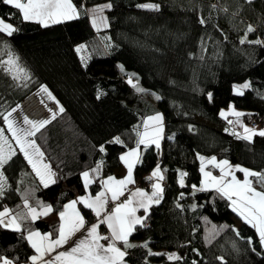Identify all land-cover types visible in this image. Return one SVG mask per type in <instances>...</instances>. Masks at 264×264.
Returning a JSON list of instances; mask_svg holds the SVG:
<instances>
[{
	"label": "trees",
	"instance_id": "16d2710c",
	"mask_svg": "<svg viewBox=\"0 0 264 264\" xmlns=\"http://www.w3.org/2000/svg\"><path fill=\"white\" fill-rule=\"evenodd\" d=\"M72 2L78 18L44 27L24 21L0 0V18L18 29L12 36L0 33V126L15 152L1 166L5 187L0 211L8 207L17 214L25 209V199L32 207L52 206L48 215L23 221L18 231L0 224V257L13 264L30 261L35 254L27 239L31 231L57 237L66 203L86 192L96 195L103 178L122 165V154L137 146L144 119L161 111L162 146L139 145L134 174L144 182L159 167L163 198L131 232L126 264H264L256 228L233 210L231 200L215 188H193L202 182L200 157L227 159L264 173V137H238L226 131L232 116H221L233 104L246 111L247 121L264 125V0ZM102 2L111 5L106 9L108 49L87 9ZM145 4L159 8L140 7ZM249 26L254 31L248 32ZM82 44L86 49L78 53ZM10 56L14 65L8 64ZM128 78H138L158 95L157 101L143 97ZM247 81L250 86L235 94L234 85ZM37 94L56 114L32 137L54 173L55 183L47 187L4 120L21 105L38 116L33 113ZM116 137L122 143H115ZM98 162L101 176L85 187L82 173ZM207 169L217 172L211 165ZM181 173H187L183 186ZM251 179L264 191V184ZM81 210L88 223L95 221L90 208L81 205ZM169 252H177L179 259L169 260Z\"/></svg>",
	"mask_w": 264,
	"mask_h": 264
},
{
	"label": "snow or ice",
	"instance_id": "6c2138e0",
	"mask_svg": "<svg viewBox=\"0 0 264 264\" xmlns=\"http://www.w3.org/2000/svg\"><path fill=\"white\" fill-rule=\"evenodd\" d=\"M3 3L13 6L22 15L24 21H35L40 23L42 26L47 27L50 24H57L63 21L72 20L78 18V11L76 6L73 4L72 0H3ZM105 7H111V5H106ZM143 8L158 9L159 5L155 4H145L140 5ZM95 19H93V25L95 26ZM203 23V21H201ZM18 29L15 28L11 23L5 22L3 18H0V33H5L8 36H12L13 33L17 32ZM254 29L249 26L248 32H252ZM242 43L244 41H241ZM255 43H261L257 40ZM86 49V45H79L76 48L78 53L83 52ZM85 56H81V60L84 61ZM16 61L9 58L8 64L14 65ZM129 83H132L129 79ZM135 87V85H134ZM243 88H248L249 85L245 83ZM41 91L47 92L46 87H42ZM137 91H144L143 89L137 88ZM242 94V93H240ZM51 99V93H48ZM15 111V109L13 110ZM60 112H63V107L59 108ZM232 115L236 117H241L245 113L236 112L232 110ZM53 119L55 118V113L52 114ZM226 114L222 111L221 116ZM11 113L4 117L5 123L8 125V131L12 132L16 143L20 147V151L23 152L25 158L31 164L33 170L36 172L37 176L40 177L41 182L45 187L49 183H55L52 179L54 173L51 172L50 166L43 163V153L40 151L39 146L36 144L35 140L29 139V137L35 136L36 132L40 131L46 124L50 121L43 120L39 122H34L27 120L25 118L24 123L30 124V129H16L13 122L9 119ZM162 116L157 113L155 116H150L144 121V132L139 133L140 139L137 143V148L130 150L120 159L127 165L128 175L122 180H115L114 177H108L107 180L103 181V185L107 192L111 193V199L113 201L118 200L120 196L123 195L125 186L129 183H133L132 179V168L134 163L139 161L138 148L139 145L143 144L147 146L148 144H156L159 147L160 133L162 132ZM239 123V120L237 121ZM232 123V121H229ZM227 131V129H226ZM243 139L251 140L254 135H259L264 137V130L256 131L248 127H244ZM4 129H0V166H2L8 159L11 158L15 152L8 147L7 138L3 135ZM115 143H122L119 137L115 138ZM101 147V151H103ZM201 168L200 171L203 173L204 179L202 180L201 188L196 189L193 185L194 190L206 191L209 188H215L218 193L222 196L227 197L231 200L233 205V210L238 213V215L244 219L245 222L251 224L256 228L260 243L264 246V191H258L253 187L252 179L256 178L261 184H264V173L254 172L246 168H241L239 165L233 166L229 164L227 160L216 161L215 157H212L206 161L207 164H211L214 167L220 169V176H213L211 172L205 171V158L200 157ZM93 172H99V165ZM235 171H241L244 173V180H238L234 174ZM89 172L85 171L82 173L84 179L85 187L88 186L92 181L89 178ZM187 173L180 174L179 183L181 186L184 184V177ZM152 177H158L162 180L164 177L160 172L159 167L155 169L152 173ZM152 177H149L151 179ZM230 177V179H228ZM4 178L0 174V195H3V190L5 184L3 182ZM153 192L149 196L144 190L137 189L131 194V197H139V207L147 209L151 203H159L162 198L163 188L157 182L152 185ZM235 197V199H233ZM80 202L83 203L85 207L92 209L95 214L99 217L101 212L105 210V205L107 203L106 193L100 192L93 199L91 197H79L77 200L71 201L68 205H65V212L60 213L61 224L58 229V236L52 239L50 233L41 234L38 231L29 232L27 239L30 242L32 248L35 249L38 255L30 257L32 264H36V261L42 259L45 253L54 251L56 248L66 244L69 239L80 229L84 228L85 221L80 213L76 210V204ZM40 203V202H38ZM133 203L132 198H129L122 204H117L115 209L112 210L111 214L106 215L101 223H107L108 228L111 230V238L113 240L124 241L125 245H128V236L134 229V226L142 223V218L135 215L136 208L131 207ZM24 208L27 210L25 214H17L12 216L8 221L6 226L14 227L17 231L20 230V224L17 222L20 219H31L36 220L40 216H46L52 211L51 205L40 204V211L29 205L27 199L24 201ZM72 209L71 215L68 214L67 210ZM11 210L5 208L0 212V224H4L5 220L10 216ZM99 224H93L88 230L87 235L84 239H81L72 247L69 251H62L57 253L53 261H46L45 264H118L121 261L125 253L115 246L114 243H109L107 247L100 243V240H107L109 237L100 236L97 229ZM146 246V245H145ZM158 255V254H157ZM169 260L179 259L175 254H170L168 256ZM222 259V258H220ZM0 264H13V261L6 257H0Z\"/></svg>",
	"mask_w": 264,
	"mask_h": 264
},
{
	"label": "rangeland",
	"instance_id": "374dc122",
	"mask_svg": "<svg viewBox=\"0 0 264 264\" xmlns=\"http://www.w3.org/2000/svg\"><path fill=\"white\" fill-rule=\"evenodd\" d=\"M106 5H110V3L109 2H102V3H98V4H95V5H91V6H89L87 9H88V12H89V16H90V20H91V22H92V25H93V19H95V21H96V23H95V26H94V28L96 29V31H98V33H99V36H100V39H101V41H102V43L105 45V47L108 49L111 45H110V43H109V39H108V34H106L105 33V30H106V28L108 27V20H107V15H106V9L108 8V7H105ZM78 11V10H77ZM5 22H7V21H5ZM7 23H9V22H7ZM108 35V36H107ZM129 79H131V81H132V85L134 86L135 85V88H136V90H137V88H140V89H143L144 91H139L141 94H143V97H145V98H147V99H149V100H151V101H153V102H156L157 101V98H158V95L156 94V93H154V92H151V91H149V90H147L146 88H144L142 85H141V83L139 82V80H138V78H128V80ZM245 83H247L249 86H250V83H249V81H247V82H245ZM245 83H236L235 85H234V87H233V91H234V93L235 94H240V93H242L246 88H243L242 86L245 84ZM42 89V88H41ZM41 91V90H40ZM43 92V91H42ZM43 93H46V92H43ZM38 99V106H41L43 109H44V112L45 111H47V112H49L48 114H49V116H47V117H38V116H41V115H38V116H31V115H29L28 114V112H26L25 111V109H24V105H21V106H18V107H16L15 108V111H13V110H11L10 112H8V113H6V115L5 116H8V114L9 113H11V116H9V119L13 122V125H14V127L16 128V129H30L31 128V125L30 124H26V123H24V120H25V118H27V120H30V121H34V122H39V121H43V120H48L49 121V119L53 116L52 114L54 113L53 111H51L49 108H48V106H47V104L46 103H44L42 100H41V98L39 97V95L37 94V96H36ZM37 110V107L34 109V111H33V113H35V111ZM232 110H234V111H236V112H241V113H245L246 111H244V110H241V109H237L233 104H231L228 108H224L222 111L226 114L224 117H228L229 115H231L232 117H229L227 120H228V128H227V130L228 131H231V132H233L236 136H238V137H243V136H245L246 135V133L244 132V127L246 126V127H248V128H251V129H255L257 132L258 131H260V130H264V125L263 124H259V125H257V126H253V125H251V123L249 122V121H247L246 119H245V117H244V115L243 116H241V117H236V116H234V115H232L231 114V112H232ZM157 114V112H155V113H153V114H150V115H148L147 117H146V119L148 118V117H150V116H155ZM145 119V120H146ZM144 120V121H145ZM239 120V123L237 122ZM229 121H232V123H229ZM5 125H6V128H7V131H8V125L5 123ZM162 128H163V130H162V132L160 133V139H159V147H161L162 146V142H163V140H164V138H165V135H164V125L162 124ZM0 129H2L1 128V126H0ZM144 122H143V129H142V131H141V133H143L144 132ZM8 133H9V136L10 137H12V139L15 141V138L13 137V134H12V132H10V131H8ZM3 135H4V137H6L7 138V145H6V147H5V150L7 151L8 150V147H10L12 150H13V148H12V145H11V142H10V139H9V137L7 136V134L4 132L3 133ZM255 137V135L252 137V139ZM29 139H33L32 137H29ZM251 139V140H252ZM3 141H0V143H2ZM15 143H16V141H15ZM17 144V143H16ZM150 145V144H149ZM156 145V144H155ZM17 146L19 147V145L17 144ZM136 147L137 146H135V147H132V148H129L127 151H129V150H131V149H136ZM20 148V147H19ZM210 158H212V157H210ZM210 158H205V164H206V167H205V169L207 168V166L208 165H211V164H207L206 163V161L208 160V159H210ZM216 158V161L217 162H219V161H223V160H227V159H218L217 157H215ZM228 161V160H227ZM229 162V164L230 165H232L233 166V169H235V166H237V165H239V164H234V163H231L230 161H228ZM43 163H45V164H48L45 160H44V158H43ZM49 165V164H48ZM98 165H99V172L97 173V172H93L92 170L93 169H96L97 167H98ZM101 165H102V163L101 162H98V164L96 165V166H94L90 171H87V172H89V178L90 179H92V177H93V179L95 180V178H97V177H99V176H101V172H102V167H101ZM241 168H246V167H244V166H242V165H239ZM214 167V166H213ZM215 168H217V167H215ZM155 169H157V167H155L151 172L153 173V171L155 170ZM217 169H219V168H217ZM246 169H248V168H246ZM50 170H51V167H50ZM249 170H251V169H249ZM212 171V170H211ZM219 171H220V169H219ZM219 171L217 172V174H219ZM251 171H254V170H251ZM0 172H1V166H0ZM51 172H53L52 170H51ZM150 172V173H151ZM255 172V171H254ZM212 173L213 174H215V172L214 171H212ZM234 174L236 175H238V171H235L234 172ZM157 180H159L158 179V177H155ZM229 179H230V177H229ZM84 180V179H83ZM93 180V181H94ZM160 182V181H159ZM233 199H235V197H233ZM8 208V207H7ZM9 209V208H8ZM3 210H1L0 212H2ZM12 216H15L14 214H10V216L5 220V223H6V225L8 224V221L11 219V217ZM238 225H239V223H238ZM20 227H21V224H20ZM10 228H13V229H15L14 227H10ZM170 254H175L176 256H178L179 257V254L177 253V252H169L168 253V256L170 255Z\"/></svg>",
	"mask_w": 264,
	"mask_h": 264
},
{
	"label": "crops",
	"instance_id": "0c3cea01",
	"mask_svg": "<svg viewBox=\"0 0 264 264\" xmlns=\"http://www.w3.org/2000/svg\"><path fill=\"white\" fill-rule=\"evenodd\" d=\"M157 113L161 114V116H162V118H163V119H162V124L164 125V115H163V113H162L161 111H157ZM145 119H146V118H145ZM145 119H144V120H145ZM143 122H144V121H143ZM142 129H143V125H142ZM142 129H141V131H142ZM164 130H165V125H164ZM140 133H141V132H140ZM148 145H149V144H148ZM136 148H137V147H136ZM131 150H132V149H131ZM137 150H138V153H139V160H140V158H141V148L139 147ZM129 151H130V150H129ZM129 151L124 152V153L122 154V156H124V155H125L126 153H128ZM138 162H139V161H138ZM138 162L134 163V166H133V168H132V179H133L134 182H133V183H129V184H127V185L125 186L124 193H123L122 196L119 197L118 200L113 201V200L111 199V193L106 191V189H105V187H104V185H103V183H102V188H101V190H100L98 193H100V192H102V191L106 193L107 203H106V205H105V210H104L103 212H101V214H100L99 217H98V216L95 214V212L91 209V211H92V213H93V215H94V217H95V221H94V222H92V223H88V221H87V219H86L84 213H83L82 210H81V205H84V204L78 202V203L76 204L75 208H76V210L80 213V215L84 218V221H85L84 228H82V229H80V231L76 232V233H75V234L69 239V241H68L66 244H64L63 246L56 248V249H55L54 251H52V252L45 253V255L42 257V259L36 261V264H45L46 261H53V260H54V257L57 255V253L62 252V251H69L72 247H74V246L76 245V243H77L78 241H80L81 239H84V238H85V236L87 235V230H88L93 224H99V227H98L97 231H98V233H99L100 236H106V237H109V239H107V240H100V243H101L102 245H104L105 247H107L109 243H114L115 246H116L117 248H119L122 252L125 253V255H124V257L122 258V260H121V261H118V264H126V262H125L126 247H125V243H124V241L113 240V239L111 238V230L108 228L107 223H101V221L104 220V217H105L106 215L111 214L112 210L115 209V207H116L117 204H122V203H124L126 200H128L129 198H132L133 203H132L131 207L136 208L135 215H136L137 217L142 218V223H143V221H144V219H145V217H146V214H147L148 209L150 208V206L153 205V204H157V203H151V204H149V206L147 207V209H145V208H143V207H139V199H140L139 197H131V194H132L133 192H135L137 189H142V190H144L149 196H151V195H152V192H153V188H152V185H153V184H155V183L158 182V183L161 185L162 188L164 187V184H165V182L163 181V179H162V180H157L155 177H152V172H151L150 174L145 175V177H146V180H147L149 177H152V179H153V183H152V185H151L149 188H145V187H143V186L138 185V183L141 182V181H140L138 178H136V176H135V174H134V169H135V166H136V164H137ZM211 166H213V165H211ZM205 171H209V172L212 173V171L209 170V169H207V168L205 169ZM218 171H219V169H217V172H218ZM217 172H215V174L212 173V175H213V176H217V177H219L220 174H221V172L219 171V174H217ZM127 175H128V168H127V165L122 161V165H121L119 168H117V169L115 170V172H114L112 175H109V176L104 177L103 180H102V182L105 181V180H107L108 177H110V176H111V177H114L115 180H122V179H124ZM235 176H236V178H237L238 180H241V181L244 180V173H243V175H239V174L237 175V174H236ZM93 177H94V176H93ZM93 177H92V179H91L92 182H93V180H94ZM203 179H204V177H203V173H202V180H203ZM228 179H229V177H228ZM250 179H251V178H250ZM159 181H160V182H159ZM92 182H91V183H92ZM91 183H90V184H91ZM252 183H253V181H252ZM90 184H88V186H89ZM201 186H202V184H201ZM201 186L199 187V189L201 188ZM253 187H255L254 184H253ZM255 188H256V187H255ZM209 189H213V188H209ZM256 189H257V188H256ZM257 190H258V189H257ZM258 191H260V190H258ZM98 193H97V194H98ZM97 194H96V195H97ZM96 195H92V194H90L89 192H86V193L83 194V195H78V196H76L75 198L69 200V201L66 203V205H68V204H69L71 201H73V200H77L79 197H82V196H83V197H86V198L91 197V198L94 199V198L96 197ZM162 198H163V193H162ZM162 198L160 199V202H161ZM110 200H112V201L114 202V206H110V205H108V202H109ZM231 203H232V202H231ZM34 208H37V210L40 211V208H38V207H34ZM232 208H233V205H232ZM26 211H27V210L24 209V210L18 212L17 214L23 215V214L26 213ZM65 211H66V209H65V207H64L63 212H65ZM67 212H68L69 215H71V213H72V209H68ZM11 213H12V212H11ZM12 214H13V213H12ZM17 214H14V215H17ZM25 220H27V219H20V220H18L17 222H18L19 224H22V222L25 221ZM137 225H139V224H137ZM135 226H136V225H135ZM135 226H134V227H135ZM237 226H238V225H237ZM102 228L105 229V230H107V234H103V233L101 232ZM38 232H40V231H38ZM40 233H41L42 235H43V234H47V233H43V232H40ZM130 235H131V234H130ZM130 235L128 236V241H127L128 244H130ZM51 236H52V235H51ZM55 238H56V237L52 236V239H55ZM34 255H38V254L36 253V251H35V254H34ZM30 263H32L31 259H30V261H27V262H25V263H23V264H30Z\"/></svg>",
	"mask_w": 264,
	"mask_h": 264
},
{
	"label": "built area",
	"instance_id": "2783aa9c",
	"mask_svg": "<svg viewBox=\"0 0 264 264\" xmlns=\"http://www.w3.org/2000/svg\"><path fill=\"white\" fill-rule=\"evenodd\" d=\"M251 124H252L253 126H257V125H258V123H257L256 121H252ZM152 183H153V180H146V181H144V182H139L138 185L143 186V187H145V188H149V187L152 185ZM108 205H110V206H114V202H113L112 200H110V201L108 202ZM101 232H102L103 234H107V230H105V229H103V228H102Z\"/></svg>",
	"mask_w": 264,
	"mask_h": 264
},
{
	"label": "water",
	"instance_id": "95a60500",
	"mask_svg": "<svg viewBox=\"0 0 264 264\" xmlns=\"http://www.w3.org/2000/svg\"><path fill=\"white\" fill-rule=\"evenodd\" d=\"M44 113V109L41 106H37V110L34 114L42 115Z\"/></svg>",
	"mask_w": 264,
	"mask_h": 264
}]
</instances>
